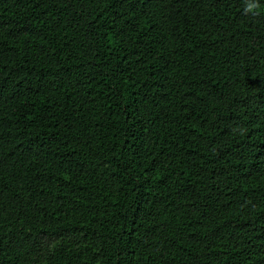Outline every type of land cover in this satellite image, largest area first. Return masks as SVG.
Segmentation results:
<instances>
[{
	"label": "trees",
	"instance_id": "trees-1",
	"mask_svg": "<svg viewBox=\"0 0 264 264\" xmlns=\"http://www.w3.org/2000/svg\"><path fill=\"white\" fill-rule=\"evenodd\" d=\"M0 0V264H264V0Z\"/></svg>",
	"mask_w": 264,
	"mask_h": 264
},
{
	"label": "clouds",
	"instance_id": "clouds-1",
	"mask_svg": "<svg viewBox=\"0 0 264 264\" xmlns=\"http://www.w3.org/2000/svg\"><path fill=\"white\" fill-rule=\"evenodd\" d=\"M260 10L261 7L259 4V0H245V7H244L245 13L258 14Z\"/></svg>",
	"mask_w": 264,
	"mask_h": 264
}]
</instances>
